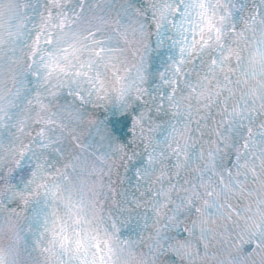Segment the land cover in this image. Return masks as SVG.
<instances>
[{"label":"snow or ice","instance_id":"6c2138e0","mask_svg":"<svg viewBox=\"0 0 264 264\" xmlns=\"http://www.w3.org/2000/svg\"><path fill=\"white\" fill-rule=\"evenodd\" d=\"M0 264H264V0H0Z\"/></svg>","mask_w":264,"mask_h":264}]
</instances>
